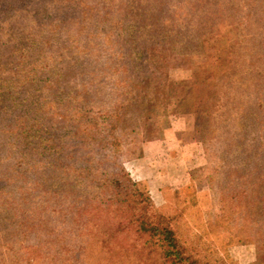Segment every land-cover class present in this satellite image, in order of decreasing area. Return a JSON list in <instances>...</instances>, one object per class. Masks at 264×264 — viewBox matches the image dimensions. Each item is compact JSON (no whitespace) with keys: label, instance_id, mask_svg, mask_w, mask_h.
I'll list each match as a JSON object with an SVG mask.
<instances>
[{"label":"rangeland","instance_id":"1","mask_svg":"<svg viewBox=\"0 0 264 264\" xmlns=\"http://www.w3.org/2000/svg\"><path fill=\"white\" fill-rule=\"evenodd\" d=\"M1 1L0 264H66L55 236L62 230L65 252L82 238L59 224L86 219L70 206L81 154L74 130L95 123L124 130L101 134L104 148L118 138L138 190L181 233L211 245L213 260L264 264L259 225L232 208L254 200L237 192L256 139L232 145L242 123L264 126V0ZM65 15L72 22L59 26ZM18 224L30 229L22 240Z\"/></svg>","mask_w":264,"mask_h":264},{"label":"trees","instance_id":"2","mask_svg":"<svg viewBox=\"0 0 264 264\" xmlns=\"http://www.w3.org/2000/svg\"><path fill=\"white\" fill-rule=\"evenodd\" d=\"M13 1L2 0L3 9H11ZM87 17V14H81L80 23L84 25L81 27L88 28L86 26ZM92 17L96 23L100 20L96 16ZM57 18L59 26L64 21L65 25L72 22V19H68L66 15ZM140 23L139 29L141 30H148L152 27L151 24L145 25L149 22L141 21ZM95 25L97 24L93 23L92 27ZM261 105L262 102L255 108L259 111ZM115 128L111 125L101 131L95 123L94 127L74 130V137L79 139L75 141L78 147L75 146L74 149L81 154L77 158L80 160V168L76 169L77 175L73 178L79 181L73 183L76 189L74 187L72 189L75 196L74 198L71 196L70 206L72 209L75 206L81 210L86 219L80 225V220L78 221L76 216L72 219L74 216L72 215L70 219L61 221L59 224V227L73 226L74 229L68 230L71 233L70 237L82 238L77 244L69 243L70 248L65 252L63 250L64 240L59 238L63 237L62 230L55 236V240L60 243L58 251L62 254L63 260L67 257L66 264H227L221 258L213 260L209 251L211 245H205L198 235H193L187 230L181 233L176 224V218L160 213L151 199L138 190L130 170L125 167L117 155V148L120 145L118 138L109 141L105 148L106 144L101 142L104 139L100 138L101 134L104 137H112L117 132L118 137L123 135L124 130ZM251 131L254 132L252 135ZM263 131L264 126L257 119L252 124L242 123L239 128L240 138L236 140V143L232 141L234 149L242 148L254 139L257 142L250 152L251 157L256 159L252 160L251 164H240L243 176L242 184L237 192L239 197L247 199L248 196H252L254 200L249 202L250 200L247 199V206L236 201L232 208L235 212L246 211L250 215V219L245 221L247 226L259 225L258 233H261L260 240L257 242L259 261L264 258V140H260ZM250 136L253 138L249 139ZM94 150L97 151L95 154ZM105 150L109 152L106 155ZM207 170L209 168L205 167L204 172ZM205 179L209 182L211 180L209 177ZM77 187L81 192L77 191ZM217 201L224 202L222 198ZM255 212L258 216L256 220L253 218ZM241 215L245 213L241 212ZM3 216L1 224L5 225L1 228L9 237L10 228H13L10 222L7 223L10 221V215L4 214ZM14 220L13 224L16 223ZM22 222L25 223V220ZM231 223L230 219L228 225ZM18 225L15 226L17 230L12 229V232L21 238L20 234H25V231L30 229ZM215 225L214 221H207L211 234L214 232ZM7 239V243L13 241Z\"/></svg>","mask_w":264,"mask_h":264},{"label":"crops","instance_id":"3","mask_svg":"<svg viewBox=\"0 0 264 264\" xmlns=\"http://www.w3.org/2000/svg\"><path fill=\"white\" fill-rule=\"evenodd\" d=\"M198 157V156H197Z\"/></svg>","mask_w":264,"mask_h":264}]
</instances>
